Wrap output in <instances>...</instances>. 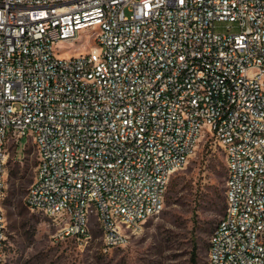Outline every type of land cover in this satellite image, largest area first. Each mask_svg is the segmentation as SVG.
Listing matches in <instances>:
<instances>
[{
    "label": "built area",
    "instance_id": "1",
    "mask_svg": "<svg viewBox=\"0 0 264 264\" xmlns=\"http://www.w3.org/2000/svg\"><path fill=\"white\" fill-rule=\"evenodd\" d=\"M84 32L90 48L58 45ZM62 49L61 51H59ZM209 135L225 163L207 264H264V0H0V260L9 147L57 240L125 246Z\"/></svg>",
    "mask_w": 264,
    "mask_h": 264
},
{
    "label": "rangeland",
    "instance_id": "2",
    "mask_svg": "<svg viewBox=\"0 0 264 264\" xmlns=\"http://www.w3.org/2000/svg\"><path fill=\"white\" fill-rule=\"evenodd\" d=\"M90 45L82 32L71 43L58 46L66 56ZM5 165L6 247L0 264H191L195 244L197 264H207L208 236L224 211V202L213 196V187H224L225 181L221 148L209 135L198 141L186 164L170 176L163 209L147 217L125 246L107 251L101 249L96 228L87 241L55 239L49 219L27 206L25 195L36 155L25 136L16 151L9 147Z\"/></svg>",
    "mask_w": 264,
    "mask_h": 264
},
{
    "label": "trees",
    "instance_id": "3",
    "mask_svg": "<svg viewBox=\"0 0 264 264\" xmlns=\"http://www.w3.org/2000/svg\"><path fill=\"white\" fill-rule=\"evenodd\" d=\"M226 174V173H225ZM224 187L221 185H215L213 187V196L216 198L218 202H224ZM196 244L194 245V249L191 255V264H197V252H196ZM207 251V245H206Z\"/></svg>",
    "mask_w": 264,
    "mask_h": 264
}]
</instances>
